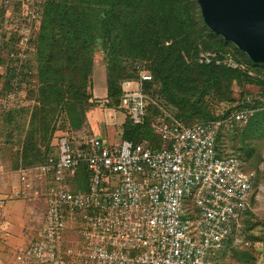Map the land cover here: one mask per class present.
<instances>
[{"label": "built area", "instance_id": "built-area-1", "mask_svg": "<svg viewBox=\"0 0 264 264\" xmlns=\"http://www.w3.org/2000/svg\"><path fill=\"white\" fill-rule=\"evenodd\" d=\"M44 1L0 0L1 9L21 11L12 33L0 31V45L12 46L6 61L14 73L0 95L2 109L21 102L22 86L35 75L30 54ZM197 61L245 69L212 52L199 53ZM150 80L140 71L136 82H123L119 108L136 126L154 106L149 130L156 144L143 137L110 144L69 128L57 136L55 155L17 170L20 187L9 200L46 203L35 236L16 254L18 264H212L217 251L241 242L257 180L235 156L216 153L217 132L229 120L182 124L143 92ZM252 114L235 110L230 119L245 124Z\"/></svg>", "mask_w": 264, "mask_h": 264}, {"label": "trees", "instance_id": "trees-1", "mask_svg": "<svg viewBox=\"0 0 264 264\" xmlns=\"http://www.w3.org/2000/svg\"><path fill=\"white\" fill-rule=\"evenodd\" d=\"M97 41L105 43L107 51L105 101L119 105L122 83L136 82L138 73L144 71L151 80L142 83L143 92L182 124L229 120L220 128L240 127L241 123L230 115L248 108L253 114L245 123L242 137L264 134V65L251 62L232 43L212 33L202 20L196 0H45L30 54L40 103V111L31 120L39 118L44 140L50 136L55 115L65 110L74 121L79 118L78 111L93 99L91 75ZM11 49L9 45L8 51ZM201 52L215 53L221 60L231 57L245 69L215 62L199 64ZM10 72L9 88L14 77L11 68ZM232 80L260 86L258 97L242 94L229 110H213L210 96L228 100ZM154 108H147L142 125H132L125 115L121 139L136 142L144 138L146 131L150 132L149 117ZM225 133L217 132L215 150L219 155H227ZM258 172L264 177L263 171ZM249 213L244 214L243 224ZM233 248L229 244L223 253L231 256Z\"/></svg>", "mask_w": 264, "mask_h": 264}, {"label": "rangeland", "instance_id": "rangeland-1", "mask_svg": "<svg viewBox=\"0 0 264 264\" xmlns=\"http://www.w3.org/2000/svg\"><path fill=\"white\" fill-rule=\"evenodd\" d=\"M20 22V7L13 6L8 10L0 9L1 32L6 34L10 28L12 33L13 29ZM8 49L9 45L7 44L0 46V95L9 89L8 81L11 72L9 73L10 65L6 61ZM106 64V45L102 41H97L94 44L93 70L91 75L93 99L89 101L88 105L78 111L79 118L74 121L65 110L55 115L49 127L50 136L46 140L41 135L42 128L39 118H35L34 121L31 120L32 115H36L40 111L37 91L39 83L34 77L31 79L32 82L22 86L19 96L20 103L11 105L7 110L0 107V178L1 180H5L6 177L10 179L11 184L10 186L8 185V190L13 187L14 182H16L15 190L19 189V174L17 173L16 175V172L20 167H34L47 154H56L55 143L59 134L69 128L87 131L86 129L89 128L85 123L89 111L96 110V116L99 118L100 123L105 120L104 111H107L106 119L109 118L110 111L112 113L111 119H115L121 113L118 103H114L112 100L95 102L94 96L102 97L105 95ZM142 69L145 70L143 67ZM229 91L231 95L228 100H221L215 97V95L210 96L211 108L213 110H229L236 104L242 94L256 99L260 92V86L256 84H240L237 80H232ZM108 104H111V107ZM151 113L153 114L154 111ZM125 121L127 120L125 119ZM245 127V124H240V127L232 128L228 126L219 130L226 132L225 135L227 134V139L223 138L225 142L224 153L236 156L242 162L245 171H254L256 173L257 181L253 190L254 200L252 201L251 199V210L242 226L241 242L234 246L231 256L229 252L225 251L223 253V250L217 251L211 259L212 264H264V195L260 191V187L264 185V177L262 173L258 172V169L262 171L264 167V134H253L249 135V137H242ZM145 135L144 138L148 142L156 144L155 137L149 131H146ZM241 140L244 142L241 143ZM115 141L119 142L120 140L117 137ZM34 187L41 190L42 193L46 191V186L43 184L36 183ZM8 190L7 187L3 188L0 194ZM45 205V200L39 198L37 203L39 218H42ZM222 253L225 254L224 257L221 255Z\"/></svg>", "mask_w": 264, "mask_h": 264}, {"label": "crops", "instance_id": "crops-1", "mask_svg": "<svg viewBox=\"0 0 264 264\" xmlns=\"http://www.w3.org/2000/svg\"><path fill=\"white\" fill-rule=\"evenodd\" d=\"M106 94L107 86L104 96L94 97L97 102H103L105 101ZM98 99L100 100L98 101ZM120 111L121 113L117 115L115 119H111V111L110 114L108 113L109 118L106 119L107 111H104L105 120L102 121V123L99 122V118L96 116V110L89 111L85 123L89 129H86V132L102 138L107 143H118V141L116 142L115 140L117 137L118 140H121L122 124L126 119L125 113L122 110ZM17 173L18 172H16V175ZM6 179H8V177H6ZM6 179L1 180L0 178V191H3V188L6 187L8 190L11 181L10 179ZM15 186L16 182H14L13 187L7 192L0 194V199L6 200L0 218V264L17 263L15 262V254L33 239L41 219L37 214V206H32V204L23 200H9V196L16 189Z\"/></svg>", "mask_w": 264, "mask_h": 264}, {"label": "water", "instance_id": "water-1", "mask_svg": "<svg viewBox=\"0 0 264 264\" xmlns=\"http://www.w3.org/2000/svg\"><path fill=\"white\" fill-rule=\"evenodd\" d=\"M202 20L251 62L264 65V0H196Z\"/></svg>", "mask_w": 264, "mask_h": 264}]
</instances>
